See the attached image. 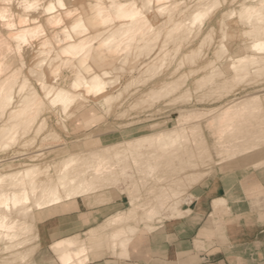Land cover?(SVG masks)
I'll list each match as a JSON object with an SVG mask.
<instances>
[{
  "label": "clouds",
  "instance_id": "9594fccd",
  "mask_svg": "<svg viewBox=\"0 0 264 264\" xmlns=\"http://www.w3.org/2000/svg\"><path fill=\"white\" fill-rule=\"evenodd\" d=\"M256 151L264 0H0V264H139L145 238L188 230L264 264V242L245 259L228 234H264V160L238 162Z\"/></svg>",
  "mask_w": 264,
  "mask_h": 264
},
{
  "label": "crops",
  "instance_id": "0c3cea01",
  "mask_svg": "<svg viewBox=\"0 0 264 264\" xmlns=\"http://www.w3.org/2000/svg\"><path fill=\"white\" fill-rule=\"evenodd\" d=\"M258 175V173L245 174V186L251 187L255 177ZM255 191L253 190L250 194L255 193ZM253 208L254 210H259L260 208H264V204L261 206L253 205ZM233 210L247 212L248 205H236ZM213 227L212 220H208L205 228L210 230ZM169 231L180 233L181 228L179 225H169ZM238 233H240V229L235 224L228 227L229 236L237 244L235 251L243 253L245 259H248L255 253L252 242L254 240L264 242V234L259 229H244L242 234L238 235ZM205 235L207 233L196 237L195 230H188L179 235L178 238L176 235L165 237L163 233L153 237H147L139 247V264H221V262L227 264L225 254L227 251L226 245H221L225 248V251L217 252L211 256L207 254L208 251H211L210 248L201 250V241ZM261 249L264 250V243H262ZM35 258L40 260L41 253L37 252Z\"/></svg>",
  "mask_w": 264,
  "mask_h": 264
},
{
  "label": "rangeland",
  "instance_id": "374dc122",
  "mask_svg": "<svg viewBox=\"0 0 264 264\" xmlns=\"http://www.w3.org/2000/svg\"><path fill=\"white\" fill-rule=\"evenodd\" d=\"M241 41V42H240ZM242 47V48H241ZM239 48V51L237 50ZM229 50H230V52L233 54V55H243L244 54V50H245V41L243 40V38H241L238 34L236 35V37H235V39H233V40H230L229 41ZM29 51V50H28ZM239 52V53H238ZM30 53V54H29ZM28 54H27V57L26 58H28V57H30V55H31V52H29ZM176 66H174V68H175ZM173 68V69H174ZM172 69H164V71H166L169 75H171L172 74V71H171ZM174 71V70H173ZM187 70L186 69H183V68H181L180 69V73L179 74H183V73H185ZM160 71L157 73V75L156 76H154V77H158L160 74ZM191 75V74H190ZM189 87H192V82H191V80H189ZM247 132V134H248V131H246ZM259 153H262V152H260V151H258ZM253 153H255V152H251V153H249L248 155H250V154H252V156L250 155V156H248V155H245V156H242L241 158H240V160L238 161L239 162V164L240 165H242V166H245V167H247V166H250V165H252V164H255L256 162H258V161H261V160H264V155H260L259 153H258V155H254ZM255 154H257V151H256V153ZM264 154V153H263ZM165 161H167V165H170L171 167H173V168H176V165H179L180 164V161H178V160H174V158H167L166 160H164V164L163 165H165ZM176 163H175V162ZM250 196H251V202H252V204L254 205V206H261V205H263L264 204V194H262L259 190H256L255 191V193H252V194H250ZM144 242V241H143ZM142 242V243H143ZM141 243V244H142Z\"/></svg>",
  "mask_w": 264,
  "mask_h": 264
},
{
  "label": "bare ground",
  "instance_id": "6f19581e",
  "mask_svg": "<svg viewBox=\"0 0 264 264\" xmlns=\"http://www.w3.org/2000/svg\"><path fill=\"white\" fill-rule=\"evenodd\" d=\"M76 5H73V4H69V7H75ZM241 42V41H240ZM242 48V47H241ZM159 50V49H157ZM239 51V48L237 49ZM30 51L26 50L25 51V58L27 57V54L29 53ZM239 53V52H238ZM30 54V53H29ZM152 55L154 56L155 55V52L152 53ZM163 55V54H162ZM236 55V54H235ZM29 58V57H28ZM144 63H147V61L145 60ZM167 69V68H166ZM174 69H172L171 71L173 72ZM159 71L156 70V69H153L152 72H151V75L154 77L157 75ZM160 74V73H159ZM184 74V73H183ZM190 75V73H189ZM173 79H175V77L173 76ZM248 129L246 127H241L239 129V135L243 136V135H247V132ZM137 152H139V150H137ZM196 152V143H195V138H194V142L193 144L189 147V154H195ZM256 153V152H255ZM253 153L254 155H258V151H257V154ZM264 152L262 153H259L261 156L264 155L263 154ZM143 155V159H141L140 163L143 165V164H149V163H152L153 162V159L151 158L150 154H142ZM160 154L158 153L157 156H159ZM252 156V154H250ZM248 155V156H250ZM167 158L169 157H164L163 159L160 160V163L163 165L164 164V160H166ZM175 160V159H174ZM175 162V161H174ZM176 163V162H175ZM165 165H167V161H165ZM176 167H178V165H176Z\"/></svg>",
  "mask_w": 264,
  "mask_h": 264
}]
</instances>
